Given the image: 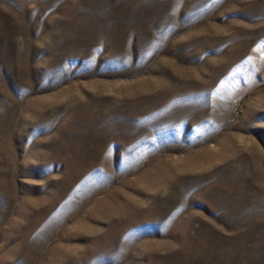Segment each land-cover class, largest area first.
<instances>
[{
  "label": "rangeland",
  "instance_id": "1",
  "mask_svg": "<svg viewBox=\"0 0 264 264\" xmlns=\"http://www.w3.org/2000/svg\"><path fill=\"white\" fill-rule=\"evenodd\" d=\"M0 264H264V0H0Z\"/></svg>",
  "mask_w": 264,
  "mask_h": 264
}]
</instances>
